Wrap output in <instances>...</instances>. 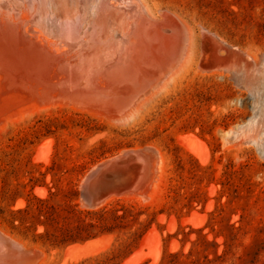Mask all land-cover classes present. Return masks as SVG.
<instances>
[{
	"label": "rangeland",
	"instance_id": "1",
	"mask_svg": "<svg viewBox=\"0 0 264 264\" xmlns=\"http://www.w3.org/2000/svg\"><path fill=\"white\" fill-rule=\"evenodd\" d=\"M142 1L151 18L141 19L130 0H17L15 17L26 25L0 21V64L9 84L0 91V229L41 251L36 264H124L127 257L126 264H162L174 252L178 264H264V158L257 143L264 130L259 125L254 142L240 127L264 110V62L250 80L199 67L203 31L260 58L264 0ZM75 23L77 32L69 28ZM182 25L194 35L187 66L129 122H112L152 90L132 100L142 78L175 55ZM192 143L201 147L203 162ZM146 145L163 159L159 176L142 188L144 196L103 205L118 214L130 207L120 223L109 220L111 232L56 245L50 240L60 231L51 225L40 238L34 234L43 233V225L10 223L17 209L28 200L36 205L34 197H47L48 189L59 213L73 202L70 190L77 191L78 208L87 209L78 197L82 175L101 159ZM201 237L214 245L200 252Z\"/></svg>",
	"mask_w": 264,
	"mask_h": 264
},
{
	"label": "bare ground",
	"instance_id": "2",
	"mask_svg": "<svg viewBox=\"0 0 264 264\" xmlns=\"http://www.w3.org/2000/svg\"><path fill=\"white\" fill-rule=\"evenodd\" d=\"M75 1V0H74ZM132 3H134V6L135 7H137L138 9H139V16L141 17V19H148V18H151V13H150V10H148L147 9V7H146V5L144 4V3H142L143 1L142 0H130ZM18 2H20V1H18ZM18 2H17V0H0V21L1 22H8V21H10L11 22V20H18V22L20 21V23H22V20H20L19 18H16L15 17V13H16V9H14L15 7H16V5L18 4ZM25 2V1H24ZM62 3V2H61ZM24 4V3H23ZM51 4V3H50ZM49 4V5H50ZM64 4V3H63ZM136 4V5H135ZM81 5V4H80ZM24 6H25V4H24ZM100 6V5H99ZM103 6V5H102ZM84 7H86V6H84ZM83 7V8H84ZM73 8V7H72ZM99 8H101V7H99ZM18 10V9H17ZM64 10V9H63ZM84 10V9H83ZM98 10V7H97V9H96V11ZM103 10V9H102ZM106 10V9H105ZM110 10V9H109ZM59 11V10H58ZM67 11V10H66ZM99 11H100V9H99ZM112 11H116V9L115 8H113V9H111V12ZM80 12V11H79ZM105 12V11H104ZM27 13V12H26ZM66 13V12H65ZM18 14V13H17ZM77 14H79V13H77ZM76 14V15H77ZM81 14V13H80ZM153 14V13H152ZM65 15H67V14H65ZM154 15V14H153ZM37 16V15H36ZM80 16V15H79ZM170 16V15H169ZM15 17V18H14ZM19 17H20V15H19ZM48 17V16H47ZM57 17V16H56ZM82 17H83V15H82ZM14 18V19H13ZM32 18V17H31ZM60 18H62V17H60ZM64 18V17H63ZM62 18V19H63ZM74 18V17H73ZM78 19L80 18V17H77ZM76 18V19H77ZM67 19H69V18H67ZM66 19V20H67ZM71 19V18H70ZM81 19V18H80ZM73 20V21H72ZM71 21H72V23H74V21H75V19H72ZM86 20V19H85ZM85 20H83L84 22H85ZM32 21V20H31ZM68 22L70 21V20H67ZM70 21V22H71ZM63 22V21H62ZM67 22V23H68ZM87 22H89V21H87ZM15 23V22H14ZM28 23H29V21H28ZM32 23H34V22H32ZM81 23H82V21H81ZM86 23V22H85ZM11 24V23H10ZM9 24V25H10ZM22 24H25V23H22ZM43 24V23H42ZM62 24V23H61ZM89 24H90V22H89ZM89 24H86V26L88 25L89 26ZM11 25H13V22H12V24ZM26 25V24H25ZM57 25V24H56ZM60 25V24H59ZM64 25H66V23L65 24H63V26ZM71 25V24H70ZM85 25V24H84ZM3 26V25H2ZM28 26V25H27ZM40 26V25H39ZM0 27H1V25H0ZM6 27V26H5ZM10 27V26H9ZM32 27V26H31ZM30 26H28V28H30V30L32 31V30H34V29H32ZM79 27V24H77V23H75V25H71L69 28L70 29H73L74 31H78V29H76V28H78ZM56 28V27H55ZM66 28V27H65ZM84 28H86V27H84ZM189 28V27H188ZM12 29H13V27H12ZM24 29H26V28H24ZM61 29V28H60ZM11 30V29H10ZM14 30H16V29H14ZM58 30H59V28H58ZM63 30V31H62ZM18 31V30H17ZM19 31H21V29L19 30ZM57 31V30H56ZM193 31V30H192ZM28 32V31H27ZM34 32H36V30H34ZM15 33V32H14ZM22 33V32H21ZM61 33H66V30H64V28L63 29H61ZM60 33V34H61ZM68 33V32H67ZM180 33H181V35H180V46H179V48H178V50H177V52L175 53V55L169 60V61H167L165 64H163L162 66H163V68H161L162 66H160V67H158L155 71H154V73L152 74V76L154 75V74H156L157 72H160V71H162L161 72V75L160 76H158V77H156L154 80H153V82H152V84H148L144 89H141V90H138V91H136V93L133 95V101H138V100H140L146 93H148L151 89V91L146 95V96H144L139 102H138V105L136 106V107H134L130 112H128V114L124 117V115L122 116V119H119V118H117L115 121H112V122H115V124L116 123H119V125H120V123L121 122H124V123H126L129 119H131V118H133L139 111H140V109L141 108H143V106H145V104L149 101V100H151L153 97H155L158 93H161V90H164L166 87H167V85L169 86V84L168 83H171V82H169V81H172L174 78H175V76L180 72V70L182 69V68H184V66L186 65V63L189 61V59L191 58V56H193V54H192V52L194 51L193 50V47H194V35H192V32L189 30V29H187V27H185L184 25H182V27H181V29H180ZM53 34V33H52ZM57 34H59V33H57ZM83 34H84V32H83ZM194 34V33H193ZM4 35V34H3ZM11 35V34H10ZM13 35H15V34H13ZM26 35V34H25ZM62 35V34H61ZM124 35V33L122 34V32L118 35V38H119V40L122 38V36ZM215 35V34H214ZM56 36H58V35H56ZM60 36V35H59ZM219 36V35H218ZM12 38H14V39H16L15 37H13V36H11ZM25 37L26 36H24V39H25ZM21 38H23L22 36H21ZM34 38H36V37H34ZM41 38V37H40ZM65 38V37H64ZM24 39H22V40H24ZM43 39V38H42ZM21 40V41H22ZM39 40V39H38ZM122 40V39H121ZM2 41V40H1ZM14 41V40H13ZM19 40H16V41H14V42H18ZM44 41H46V40H44ZM43 41V42H44ZM55 42V41H54ZM1 43V42H0ZM35 44V43H34ZM48 44V43H47ZM17 45V44H16ZM20 45H21V43H20ZM27 45V44H26ZM25 45V46H26ZM229 45L230 44H228V43H226L225 42V40H222L221 38H219V37H217L216 35L215 36H213V33H209V32H202V34H201V51L199 52V53H201V62L199 63V67H200V69L202 70V71H205L206 73L207 72H209V73H220V74H230V75H233L232 76V78L233 77H235V78H237L238 76H239V74H241L242 76H240V78L241 77H244V79L245 78H248L249 79V77H250V74L252 75V72L254 73L255 71H258L259 70V65H258V62L257 61H255L254 59H253V57L252 56H250V55H248V56H250L251 58H252V60H253V63H251V62H249V60H248V57L246 58L245 56H243V57H239V58H237L235 55H234V53L233 52H231L230 51V49H229ZM8 46V45H7ZM199 48H200V46H199ZM25 49V48H24ZM38 49V48H37ZM37 52H38V50H37ZM36 53V52H35ZM42 53V52H41ZM43 53H45L44 51H43ZM38 54V53H37ZM192 54V55H191ZM41 55V54H40ZM38 56V55H37ZM24 57V56H23ZM46 57H48V56H46ZM39 58V57H38ZM37 58V59H38ZM174 58V60L172 61V59ZM193 58V57H192ZM49 59V58H48ZM211 59V60H210ZM29 60V59H28ZM205 60H207V61H209V62H205ZM26 61V60H25ZM34 61V60H33ZM15 62V61H14ZM35 62V61H34ZM263 62H264V57H263ZM4 63H6V62H4ZM33 63V62H32ZM189 63V62H188ZM7 64H8V62H7ZM11 64H13V65H15V63H13V61H12V63ZM6 65V64H5ZM16 65H17V63H16ZM28 65V64H27ZM32 65V64H31ZM52 65V64H51ZM189 65V64H188ZM7 66V65H6ZM12 66V65H11ZM187 66V65H186ZM14 66H12V68H13ZM27 67V66H26ZM7 68V67H6ZM16 68V70L15 71H17L18 69H17V67H15ZM49 68V67H48ZM9 69V68H8ZM11 69V68H10ZM9 69V70H10ZM14 69V68H13ZM28 69H30L29 67H28ZM27 70V69H26ZM183 70V69H182ZM15 73H17V72H15ZM256 73V72H255ZM259 73H261V72H259ZM230 75H229V77H230ZM258 75V74H257ZM226 76V75H225ZM254 76V75H253ZM252 76V77H253ZM41 78V77H40ZM240 78H237L238 80L240 79ZM234 79V78H233ZM237 79H235V80H237ZM244 79H243V81H244ZM248 79H246L247 80V82H248ZM256 79V78H255ZM235 80H233V81H235ZM250 80V79H249ZM4 81H6V82H4ZM241 81V80H240ZM255 81V80H254ZM237 82V81H236ZM235 82V83H236ZM246 82V81H245ZM246 82V83H247ZM249 82H251V81H249ZM249 82H248V84H249ZM252 83V82H251ZM254 83V82H253ZM252 83V84H253ZM243 85V84H242ZM251 85V84H250ZM249 85V86H250ZM260 85V84H259ZM9 86V84H7V80H6V75H5V71H4V66H2L1 64H0V91H1V87L2 88H4V89H6V88H9L8 87ZM246 87V86H245ZM251 87H252V85H251ZM243 88H244V85H243ZM166 90V89H165ZM8 92H14L13 90L12 91H10V90H8ZM3 93V92H2ZM1 94V93H0ZM4 94V93H3ZM2 94V96H4ZM13 94V93H12ZM9 95V94H8ZM6 97V96H5ZM1 98V97H0ZM13 98V97H12ZM11 99V98H10ZM60 103V102H59ZM260 103H261V101H260ZM58 105V104H57ZM148 105V104H147ZM66 106H68V105H66ZM65 106V107H66ZM49 107V106H48ZM63 107H64V105H63ZM71 107V106H70ZM76 107V106H75ZM61 108V107H60ZM72 108V107H71ZM6 109H8L7 107H6ZM45 109V108H44ZM43 109V110H44ZM63 109V108H62ZM70 109V108H69ZM82 109V108H81ZM42 110V109H41ZM53 110V109H52ZM74 110H75V108H74ZM143 110V109H142ZM37 111V110H36ZM39 111V110H38ZM141 112V111H140ZM41 113V112H40ZM37 115H38V113H37ZM254 115H255V113H254ZM253 115V116H254ZM34 116V115H33ZM137 116V115H136ZM30 118V117H29ZM252 118V117H251ZM119 119V120H118ZM102 120V119H101ZM111 120H113V119H111ZM111 120H109V121H111ZM23 121V120H22ZM108 121V122H109ZM129 122V121H128ZM250 122H251V119L249 118L248 119V121L246 122V123H244L243 125H241L240 127L242 128V129H244V130H246L249 134H250V137H251V139H252V141H254L255 142V134H254V131H253V128H252V126H251V124H250ZM11 125V124H10ZM9 126V125H8ZM260 127H262V126H260ZM8 128H10V127H8ZM260 129V128H259ZM235 129H233L232 127L228 130V132H229V134L230 133H236V131H234ZM264 129L262 128V131H263ZM223 133V132H222ZM228 134V133H227ZM233 134V135H234ZM260 134H262V132H260ZM232 135V134H231ZM232 135V136H233ZM185 136V135H184ZM183 136V137H184ZM188 136V135H187ZM263 136H264V134H263ZM189 137H190V135H189ZM184 139V138H183ZM186 141H188L187 139H185ZM190 140H191V138H190ZM194 140V139H193ZM184 141V140H183ZM197 141V140H196ZM192 142V141H191ZM194 142V141H193ZM186 143V142H185ZM189 143H190V141H189ZM197 142H195V145H197L196 144ZM200 145L202 144V143H199ZM204 144V143H203ZM190 145H194V143H192V144H190ZM194 145V146H195ZM205 145V144H204ZM202 147H203V145H202ZM147 148H148V150H149V152H147V153H143V155H142V157H143V159L146 161V164H147V166H149V169L151 170L150 172H153L154 174H155V176H154V179L152 180V181H149V180H146V179H144V178H142L141 179V182H140V184H141V187L143 188V187H148V185L150 184V183H152V182H156V180H157V178H158V176H159V172L161 171V164H163L162 163V161H163V159L160 157V154H159V151L157 150V148H155V147H153V146H150V145H148L147 146ZM201 148V147H200ZM200 148H196V146L195 147H191L190 148V150H192V153L194 154V155H196L200 160H201V162H203L204 161V154H202V151H198L197 149H199L200 150ZM132 150H136V148H133ZM124 151V150H123ZM157 152V155L156 154H154V152ZM35 155V154H34ZM35 158V157H34ZM37 158V157H36ZM44 159H47V158H44ZM162 174V173H161ZM160 180V179H159ZM162 182V181H161ZM160 182V183H161ZM34 188H36V187H34ZM158 188H160V187H158ZM39 189V188H38ZM37 189V190H38ZM152 189V188H151ZM162 189V188H161ZM43 191V190H42ZM34 192H36V191H34ZM39 192V191H38ZM139 192L140 191H135V193H138L139 194ZM43 193V192H42ZM142 194V193H141ZM156 194V193H155ZM159 194V193H158ZM130 195H134V193L133 194H125V195H121V196H113V197H110L109 199H107L104 203H102V204H100V206H96L95 208H98V207H101V206H103V205H105V204H107V202H109L110 200H113V199H118V198H128ZM143 196H144V194H142ZM154 196V195H153ZM130 198V197H129ZM137 197H135V199H136ZM132 199H133V197H132ZM131 199V200H132ZM138 199V198H137ZM136 199V200H137ZM130 200V199H129ZM141 200V199H140ZM153 201H154V199H153ZM81 208H83V206H81ZM94 209V208H93ZM193 217V216H192ZM195 217V216H194ZM185 219H187V218H185ZM190 219V218H189ZM193 219V218H192ZM191 219V220H192ZM187 221V220H186ZM193 221V220H192ZM189 222V221H188ZM203 222V221H202ZM190 223V222H189ZM200 224H202V223H200ZM192 225H198V223H195V222H192ZM146 236V235H145ZM144 236V237H145ZM99 241V240H98ZM89 243V242H88ZM84 244V243H83ZM12 246H13V248H12ZM72 246H74L73 244L72 245H70L69 247H72ZM3 247L4 248H9L10 250H12V253H13V256H12V254H10L9 252H6V251H4V249H3ZM69 249H71V248H68V250ZM138 251V250H137ZM133 254H135V253H132L130 256V259L133 257ZM40 255H41V251H39L38 249H36V248H32V247H27V246H25L21 241H19L17 238H15V237H13V236H11L9 233H6L5 231H3V230H1L0 229V264H36V262H37V260L39 259V257H40ZM82 255V254H81ZM135 257V256H134ZM144 257V256H143ZM65 258V257H64ZM128 258V257H127ZM125 259L124 260V264H126V262H128V263H130L129 262V260L128 259ZM157 261V260H156ZM41 262V261H40ZM122 264V263H121ZM153 264V263H152Z\"/></svg>",
	"mask_w": 264,
	"mask_h": 264
},
{
	"label": "water",
	"instance_id": "3",
	"mask_svg": "<svg viewBox=\"0 0 264 264\" xmlns=\"http://www.w3.org/2000/svg\"><path fill=\"white\" fill-rule=\"evenodd\" d=\"M229 49L237 58L245 56L246 58L248 57L249 62L253 63L252 58L248 56L249 54L245 50L232 44L229 45ZM263 57L264 53L257 60L258 65L263 62ZM205 62L209 61L205 60ZM161 72H157L153 76L148 77V79L142 78V84H140L139 88L144 89L143 87L152 84L153 80L161 75ZM250 119L255 135L258 132L260 133L259 125L264 128V110L260 109ZM244 137L248 139V134L245 133ZM257 143L264 158V139ZM147 146L136 148V150H132L133 148L126 149L93 164L79 181L78 197L80 205L83 208L93 209L113 196L132 194L135 191H140L144 194L140 184L141 179L152 181L155 176L153 172H150L149 166H147L146 161L142 157L143 153L149 152ZM154 154L157 155V152L155 151ZM3 249L13 256L12 250L4 247Z\"/></svg>",
	"mask_w": 264,
	"mask_h": 264
},
{
	"label": "trees",
	"instance_id": "4",
	"mask_svg": "<svg viewBox=\"0 0 264 264\" xmlns=\"http://www.w3.org/2000/svg\"><path fill=\"white\" fill-rule=\"evenodd\" d=\"M33 186L34 185L32 184L31 188H33ZM48 191L49 194L45 198L34 197L36 205L33 206L31 201L28 200L24 208L17 209L14 212L16 218L12 217L10 223L13 224L12 226L14 228H17L20 225L28 228L33 226L34 222L39 223L43 225L45 229L43 233H40L39 235L34 234V236H38L40 238L48 236L47 228L49 225L53 226L55 229H58L60 233L59 235L52 234L53 238L50 240L51 244L67 245L74 242H83L95 238L100 234L111 232L115 226H113L109 220L113 221V223H120L124 219L125 213L130 210V207L127 206L120 207L123 212L118 214V208L111 207L107 209L105 207L106 205L94 209H80L78 208V203L75 202L77 198V191L70 190V200L73 202L70 205H66V207L63 208V212L59 213V211H57L50 202L53 192H51L50 189H48ZM95 217L97 218L95 219ZM57 218H61L62 223ZM15 220H18L17 225L13 223ZM141 234L142 230L134 232V239L139 237ZM208 245H214V243L201 237L200 247L202 248L200 252H203ZM188 254H190V251ZM168 256L170 259L163 261L162 264H178V255L176 252L169 253ZM203 257L205 260H208L206 255H203ZM184 264L203 263H200L199 259H193L189 262H185Z\"/></svg>",
	"mask_w": 264,
	"mask_h": 264
}]
</instances>
